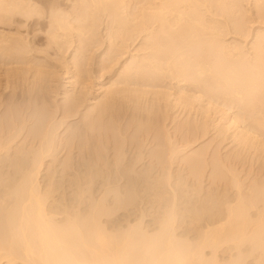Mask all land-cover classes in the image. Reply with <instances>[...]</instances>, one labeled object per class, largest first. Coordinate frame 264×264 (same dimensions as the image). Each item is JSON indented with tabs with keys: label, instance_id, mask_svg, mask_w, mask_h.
Wrapping results in <instances>:
<instances>
[{
	"label": "rangeland",
	"instance_id": "rangeland-1",
	"mask_svg": "<svg viewBox=\"0 0 264 264\" xmlns=\"http://www.w3.org/2000/svg\"><path fill=\"white\" fill-rule=\"evenodd\" d=\"M0 1L6 2V4L11 3L9 5L12 6L11 9H14V11L12 10V12L11 9H8L10 10L9 12H11L10 17L12 19L10 17H6V19L4 20L3 15L0 17L1 18L0 21H2V18L4 20V23H2L3 21L0 22L1 37L6 36L5 38H9V35L11 37L13 35L12 38L16 39L19 36L20 40L23 42V43L21 42L22 44L20 43V45H22V47L25 46L27 48L26 49L24 47L22 49V51L25 49L24 55L25 56L27 55L26 57L24 55L22 56L23 54L22 51H21L22 54L19 52L21 49L18 51L19 53H15L16 51L12 53L11 51L10 54H14L11 55V57L12 58L13 56L15 57L13 58V60L15 59L14 60L15 62L12 61L10 68L7 65V63L10 65V62L8 61L4 62V60H2V57L0 56L1 58L0 63L1 65L3 64V67L0 65L1 66L0 93L1 94L3 93L2 95L0 94V103L2 102L1 104H3V106L1 105L2 107L0 109V115L3 113V111L8 110L7 108H10V104H12L11 105L12 108H13V104H14V108L16 106L19 109L30 107L28 111L35 112L34 113L35 114L34 116L36 117L34 118L35 120H37V116L39 120L40 117L43 118L44 115L46 114L45 118L48 117L47 119L49 120L47 121H50V125H52L51 127L54 126L57 127V128L54 127L55 135L57 136L56 139H58L59 141L61 140L63 141V143H65L66 140L70 141V139L73 136H78L75 138L76 140L74 141L75 142L77 141L76 143L80 144V142L84 141L83 136L84 137L87 136L85 131H83L86 130V127L84 128V126H86L87 124L84 125V123H86L87 121H84L85 118L83 119V117L84 115L87 114L88 109L98 104L107 105L109 111L107 114L112 116V117L108 116L110 117V119L106 120L107 124L105 123L106 125H108V128H110L108 130L109 133H111L110 141L112 142L113 140L112 144L118 143L119 146L125 144L129 149V155L134 154V153L130 154V152L132 151V149L129 148L130 143L134 145V149H135L137 144H139L138 142H140L141 137L142 136L145 137L147 135L148 136L147 140L145 137L146 143L144 142L145 144L143 146L145 152L144 156L147 154L146 151L148 152V150L150 149L151 150L149 152L159 151L160 154L163 155L164 160L166 159L165 162L169 160L166 162L167 165L166 163H164L163 165L164 167H166L165 170L168 169L167 167H170L169 171L171 172V175H174V171L178 169L177 166H179V164H180L179 167L181 168V166L184 164L183 162L184 159L187 160L191 159L193 161L195 156H197L199 159L202 160L209 159L207 161L205 160L209 165L207 166L208 169L206 170L205 174H208L209 170H210L209 174L212 171V169L214 170L216 162H219L216 163L217 165L216 168L218 167V164L221 165L220 163L223 162L222 163L223 166L221 165L223 168L219 166L218 168L219 170L218 169L217 170L220 171L222 176L226 175L228 179L229 178L231 179L232 177L231 179L232 181L230 182H229L230 179L226 181L227 180L226 176H225L226 180L223 181H225L228 185L230 183L231 186L233 184L239 183L241 189L239 188V185L236 184L237 188L236 185L235 188H233V186L230 187L227 185L226 188L228 189L230 187L231 189L229 188L230 189L229 192L227 190L228 193L225 190L226 194L223 193L224 191L221 192L220 189L219 191L217 190L218 193H216L215 190L211 191L212 195H214L215 197L214 200L219 198L218 200H216L217 202L216 203L213 200L214 197L212 195L209 196L215 202V205L214 203L213 205L212 203H210L213 202L212 200H210L209 203H207L208 200L207 201L204 200V198H208V197L202 196L203 195L202 190H201V194L197 193L196 188H194L195 190L193 188H189L184 183L183 184L180 183L179 186H177V188H179L178 191L176 192L174 191L177 196V197L175 196V199H178V201L174 199L176 201V204L178 203V206L175 204V207L176 206L177 207L174 208V211L176 213L174 214L176 215L174 216L175 218L174 224L175 226H177L178 223H179L178 226L182 225L180 226L182 228L177 229V232L178 233L181 232L180 235L184 234V236L182 235L180 236L178 234L180 237L183 238H180L179 236L178 237L184 241H186V239L189 238H193V239L196 238L195 236L197 233L193 229H190V231H188L189 228L193 227V225L191 224H194L193 222L195 221L191 219L193 218L191 212L187 213L184 211L188 208L192 209L194 207L192 204H190L191 200H193L195 204L198 199H199L198 201H202V202L205 201L207 205L212 206L211 207L212 210L209 207L211 213L212 212L218 213L220 211L219 209H224L223 208L225 207L224 196L228 194L226 198H228L230 195H231L230 197L232 196L235 197V195H237L235 192L237 191L236 189H238L239 191L240 190L245 191V193L247 192V194L248 193L250 194L251 191H253L255 193L253 197L254 200L257 198L255 200L256 202L258 201L261 202L262 200H264L263 198L264 197V134H261V132L264 133V127L262 128L259 127L261 126V124L264 125V90L259 93L258 100L256 101L249 103V101L245 97L243 98V100L240 101L237 99V97L228 95L227 90L221 87L220 84L216 83L211 78V74L208 73L207 70L204 69L200 70V66H198L197 64L198 61L199 62L201 61V63H203L204 60L203 61L201 60L203 58L206 61V62L204 61L205 63H210V61L214 56L212 54L211 55L213 57H211V55L210 56L208 55V57L205 58L204 56L210 52L213 51L216 52L215 50L217 45L227 46L224 50H226L225 52L230 59L231 57L233 59H238V57L242 53V55L247 57L251 62L252 60L255 61L256 59L255 57L258 56L262 58L261 63L262 62L264 63V49H263L264 46L263 48L262 45L260 46V44L264 43L263 42L264 0H220L219 2L213 3V6L212 5L210 6L207 2H205V0H193L194 5L197 7L199 11V14L203 15L204 22L201 21V24H198L199 23L198 21L191 22L192 26L196 23L198 25L196 24L197 28L193 29L192 32L193 36L190 37L189 42L187 43L183 42L184 40L181 41V39H179V37L177 36L176 38H174L175 41L180 43V47H183L182 50L185 51L189 50L190 54L188 55L187 52L185 53L184 51L181 50V52H184L188 56L183 54L184 56L182 55L183 57L182 56L180 58L178 57L179 59L178 58L174 59V57H172L170 58V60L166 61L167 63L165 61H162V63L165 62V64L163 63V67L161 66L162 67L161 71L160 69L157 70L158 73V74L156 73L157 75L154 74V76L157 77L156 79H149L151 77L149 76L148 78V75L144 76L145 73H141V72L139 73V71L137 72L135 71L137 67L138 69L140 68L139 66L141 64L144 66V64L146 63L144 60L145 58L148 59L149 57L154 58L155 56L153 57V54L159 55V51L163 52L161 53V55L164 53L169 54L170 51L169 49L172 48H170L168 45H163V41L166 42L167 40L171 39L172 36L169 37L170 34L174 35L173 37H175V34L165 33L166 29L169 28V26L167 27L165 26L167 24V21H170L168 22L169 25L170 23L172 26L175 24L174 27L172 28L170 26L168 32L174 31L173 33H175L176 29H178V26L187 20V19L180 20L181 23L177 22L176 19L178 18L176 17V13H174L173 15H171L170 13H165L166 16L163 17L164 18L163 23L166 24L163 26L159 24L161 21L156 22V19L155 21L153 20L155 16L154 17L151 16L152 18L150 17V19L152 21H150V19L148 18L150 22L147 23L145 21L144 24L147 25L144 26L143 28L142 22H144L143 21L144 19L142 20V18H144L146 13H147L146 16L148 17V13L151 11L149 10V5L145 3V0H122L123 2L121 0L120 1L118 0L117 1L118 3L122 2L121 4L120 3L118 4L116 0H111L113 3L109 2V0H106V2L110 3L111 5L114 4L113 6H110V4L107 5V7L108 6L110 7L109 9L106 7V5H104L105 0H101L100 1L101 3L99 2V0L96 1L99 2L97 4L100 5L103 4V6L107 10L102 9L103 6L100 5L99 6L97 5L98 7H100V9L99 8L97 9L95 5L96 2H94L95 0L94 1L91 0H24V1L0 0ZM114 1L116 4L114 3ZM3 2L0 3H2V6L6 7V4L3 5ZM234 2H236V4H234ZM16 3L18 4L17 5L18 6L17 8L19 9V10L17 9L18 11L16 10V7H14ZM114 6L117 8L119 7L117 9L118 11L117 10L115 11L119 13V17L118 16L117 17L120 20L112 16L114 15L113 13H110L111 9ZM21 11H23L24 14L20 13ZM0 13L3 14L2 11ZM142 13L144 16H142ZM8 18L11 19V22H9L10 20ZM165 19H167L166 22ZM116 20L118 23H114L116 22ZM122 20L124 21V23L126 22L127 24L123 23L124 26L123 24L120 25L119 22L121 21L122 23ZM205 20L207 21V25ZM238 20L239 22H237ZM6 21L8 22L5 23ZM136 23L140 24L137 27V31L135 30L136 27L133 26L136 25ZM176 23H179V25H177ZM236 23L240 25V26L238 25L240 27L239 30L238 27H236V29L234 28L236 26ZM118 24L119 26H117ZM125 25H127L126 28ZM159 25L163 29H160ZM164 27H166V29H164ZM159 29L161 31H157ZM163 31L164 33H162ZM213 37L216 39L217 45L216 46L213 45L210 50L209 48L210 45L208 42L210 39L215 41ZM159 38L161 39V41L163 39V41L161 42ZM3 43H4L3 41L2 43L0 42V45L2 44L1 46H3L4 45ZM195 44H198L197 45L198 47H193L195 46ZM236 46H238V48L240 49L235 50V48H237ZM258 48H260V51ZM208 50H210V52H208ZM3 52L4 50L0 48V55L3 54ZM10 54L5 53L4 55L7 56ZM20 56H22V58H19ZM21 59H24L25 62H21L22 61ZM155 59H151V60H153L154 62ZM131 61L133 63L132 65H131ZM137 61L138 62L141 61L142 63L140 64V62L138 63ZM146 61L148 60L146 59ZM155 62L157 64V59ZM13 63H15L16 65ZM136 64H138L137 67H135ZM6 67L7 69H5ZM127 72L129 73L126 74ZM134 72L137 74H135ZM139 74H142L141 76L142 78L140 77ZM192 77H197V78L199 77L200 79L199 78L198 79L201 80L202 82L201 83L198 82V84L192 82L191 79ZM152 78H154L153 75ZM64 102H68L67 104H69L70 102L71 105L75 104L78 108L77 114L71 117V119L70 117L67 119L63 118L62 109L66 104V103L64 104ZM38 110L40 113L37 112ZM113 110L116 112H114ZM18 113H20V111H17V114ZM114 114H116V116ZM108 120L112 124V126H109L110 124H108L109 123L107 122ZM117 123H118V128H116ZM152 123L154 124L152 125ZM105 124L103 123L102 126L103 128L107 127ZM139 125L141 127H139ZM158 125L160 126V128H158ZM153 127L155 128V130ZM156 127L157 129H159L160 132L156 131ZM96 128L98 131V129L101 128V126H98ZM115 128L117 129V132H115L116 130ZM118 130L120 132H118ZM153 131H155V134L156 132L157 134L159 132V134L153 136L154 135ZM22 132L24 133L25 130H23ZM23 133L18 137V140L20 141L23 140L22 138ZM139 135H140V139H138ZM152 137L153 138L155 137L154 140ZM61 138H63V140ZM77 138H82V139H77ZM134 139H135V143H133ZM150 140L153 143L151 142L150 144ZM92 141L93 139L90 140V142ZM158 141H162L163 144L159 143ZM125 145H122V150L126 148ZM133 145H131V147H133ZM156 145L157 147H159L158 149H156L157 148ZM174 147L177 149V151ZM74 149L75 148H73L72 150ZM77 149L78 148L76 147V149L74 150V156L79 157V154H77L79 151ZM134 149L133 151L136 152L138 151V148H136L137 150ZM64 151L61 152L58 158L62 159L63 157H65L66 151L65 152ZM71 152L73 154V151ZM140 152L141 151L137 153ZM170 152L173 154H171ZM148 154L146 155V157L148 156ZM199 154L203 156L201 157ZM215 154L218 155L217 159H215L216 158ZM197 157L195 158L198 159ZM222 159L224 160L222 161ZM210 161L213 162L211 167H210V163H211ZM225 161L226 163H224ZM168 164L170 165L168 166ZM185 166L186 165L184 164L183 168ZM216 168H215V172H216ZM231 169L233 170L231 171ZM183 172L184 171H182L181 173L184 174L185 172L184 173ZM101 173L103 172H100L99 175H101ZM176 173L177 172H175V176H177ZM164 174L165 176H163ZM166 174L167 171H165L161 177V180L163 179L162 181L164 182L161 183L163 186L160 184L158 188L150 187L147 188L148 190L137 188L134 191L136 194L135 193L132 194L133 193L132 188L128 189V191L132 190L131 191L132 193L130 192L129 193L130 195L131 194L134 195L133 201L137 202V204L139 203V205L141 206L137 208V206L139 205L134 204L135 202H133L134 205L133 204L127 205L128 208H126V210L128 211L129 207L136 208L138 211L135 210V212L140 213V209H141V213H142V214H137L134 212L136 214V215L133 214L134 217L136 218L137 215L138 217L136 218L137 221L135 220L136 222L134 220L132 221V224L134 222L135 224L140 222L139 224L142 226V230L148 231L149 233L155 232L154 228L156 229L157 227L156 224H158V219L159 217H162L161 215L162 213L164 214V210L166 208L164 206L167 204L168 205L171 204L170 202L172 201L171 193L174 192L171 183L174 181V178L165 180V178L167 177ZM235 176H237L236 178L238 180L235 178ZM188 178L191 179V177ZM168 181L170 182L168 183ZM203 185L205 186L204 183ZM203 185L202 187H204ZM250 188L251 190H249ZM191 189H193L194 192ZM255 190L257 191V193ZM242 191L241 193H243ZM232 193L234 195H232ZM216 194H217V198H216ZM70 195H72V197H75L74 200L76 201H74V203L76 204L77 203V198L75 196L76 194L74 195V193L73 194L70 193ZM86 195L87 194H85V196ZM140 196L143 198L141 199ZM245 197H247V195H245ZM186 200H189L190 203L187 201L188 202L187 204ZM89 201L90 200L89 199L87 200L86 198V202ZM198 201L195 206L197 208L199 207L198 204L200 205V202L198 203ZM202 202L200 208L203 207L202 205L205 206L204 204L205 202L204 203ZM179 203H181L180 206ZM82 204L79 205L81 208L82 207L84 208V206L86 207V204L83 205ZM259 204H260L259 206H261L262 202ZM135 205L137 206L135 207ZM141 207L142 208L144 207L143 210ZM126 210L121 209L120 213L122 212L127 213ZM142 216L145 219H143ZM130 217H132L130 218V220L134 219L131 213H130ZM140 217L144 221H142ZM140 220L142 221V223ZM155 220H157L156 223ZM188 220L190 222L191 221L193 222L190 224ZM186 223L187 225H185ZM189 225L191 226L189 227ZM148 226L150 228H148ZM183 227H186L185 231L190 232V234L186 233L187 234L186 235L184 232H182ZM185 236L188 237L186 238ZM245 243L247 244V242ZM243 248H245V246ZM248 251L249 250L245 252L247 253ZM255 252L254 253L252 252L254 254L253 255L251 251H249L248 253L252 255H248L247 257L246 255L248 253L243 254L242 259H244V264H248V263L254 264V262L256 264L259 263L261 264V262L259 261H258L259 263H257L256 260L254 261V259H256L254 258V256L256 257L257 253L259 254V252L257 253ZM218 253H217L218 254L217 258L220 261L218 262L220 264L228 263L229 261L228 259L230 258L229 256L231 255L232 257L233 254V252L232 254L229 252V256H228V251L226 252L222 251ZM2 259H0V264H8V263L22 264L21 263L22 260H20V258L11 261L7 257L2 256Z\"/></svg>",
	"mask_w": 264,
	"mask_h": 264
},
{
	"label": "bare ground",
	"instance_id": "bare-ground-1",
	"mask_svg": "<svg viewBox=\"0 0 264 264\" xmlns=\"http://www.w3.org/2000/svg\"><path fill=\"white\" fill-rule=\"evenodd\" d=\"M91 1H94V0H91ZM96 1L98 0H95L94 2ZM100 1L101 0H99V2ZM117 1L118 0H116V2ZM219 1L220 0H205V2H207L210 6L211 5L213 6V3L219 2ZM0 2H3V1H0ZM99 2L95 3L97 9L98 8L100 9V7H98L100 4H97ZM105 2L106 0L104 1V5H106L107 7V5H109L110 3L106 2L107 3L106 4ZM109 2L113 3L111 0H109ZM122 2H119V3L121 4ZM145 3L149 5V10L151 11L148 13V17L146 16L147 13L145 14V16L142 13V16H144V18H142V20L144 19L143 20L144 22H142L141 20L143 28L144 26L147 25V24H144L145 21L147 23L152 21L150 19L151 16L152 17L155 16L153 19L154 21L155 19H156V22L161 21L159 23L161 26L165 25L166 23H163L164 21L163 17L166 16L165 13H170L171 15L176 13V17L178 19L176 18L175 19L179 23H181L180 20L187 19L184 23H181L180 25L179 23H176L179 26H178V29H176L175 33H173L174 31L168 32V29L170 28V26L172 28L174 27L175 24L172 26L170 23L169 25L168 22L170 21H167V19H165V22L167 21V24H168V25L166 24L165 26L166 27L169 26L168 29L164 27V29H166L165 33L175 34V37H173L174 35L170 34L169 37L172 36L173 39L171 38L167 41L165 40L166 42H164L162 39L163 45H168L170 48H172V49H169L170 51L168 50L169 54L164 53L161 55V53L163 52L159 51V55L153 54V57L155 56L154 58H150V57L149 59L145 58L144 60L146 63L145 64L143 63L144 66L141 64L142 62L139 61L141 64L139 66L140 67L139 69L137 67L138 64H136L135 67L137 68L135 72L139 71V73L140 72L145 73L144 76L148 75V78L150 76L151 78L149 79H156L157 77H155L154 74L157 75L158 74L157 70L159 69L161 71L163 67V63L165 64V62L170 60V58L172 57H174L175 59L178 57L180 58L183 54L187 55L185 54L186 52L188 53V55L190 54L189 50L188 51L182 50L183 47H180V43L175 41L174 38H176L177 36L179 37V39H181V41L184 40L183 42H186V43L189 42L190 37L193 36V33H192L193 29L197 28V25L201 24V21L204 22L203 21L204 19H203V15L199 14V11L197 7L194 5L193 0H145ZM0 4H1L0 10L3 13V14L0 13V17L3 15V18L5 20L6 17L11 16L10 14L12 10L14 11V9H11L12 6L9 5L11 3L6 4V2H3V5L6 4L7 8L5 6H2V3ZM234 4H236V2H234ZM7 5H9L10 7ZM17 5H18L17 3L16 5H14V7H16V10L18 9ZM113 5L110 4V6H113ZM100 6H103V4ZM3 7H5L6 9ZM114 7L112 8L114 10L111 9L110 13H113L114 15L112 14L111 15L118 19L119 13L116 12L115 10H117L119 7L118 8L117 7L114 8ZM107 8L109 9L110 7L108 6ZM8 9H11V12H9L10 10ZM102 9H106V8L103 6ZM20 13H23V11H21ZM145 17L147 18V20ZM3 18H2L3 22L0 21L2 23H4ZM10 18H8L10 20L9 22H11V19H12ZM148 18L150 19V21ZM195 21L196 22L198 21L199 23L198 24L196 23L197 25L193 23L194 25L192 26L191 22H195ZM7 22L8 21H6L5 23ZM237 22H239V20ZM114 23H118L117 20ZM119 23L121 25L124 23V21L122 20V23L121 21ZM124 24H127V23L125 22ZM139 25L140 24H137V23L136 25H133L134 27H136L135 28L136 31ZM206 25H207V21H206ZM238 25L239 24L236 23V26L234 28L236 29V27H238V30H239L240 25L239 26ZM117 26H119V24ZM126 26L127 25H125V28ZM161 26L159 28L163 29ZM160 29L157 31H161ZM162 33H164V31ZM5 37L4 36L1 37L0 35V42L1 43L2 41L4 42L3 43L4 45L1 46L2 45L1 44L0 48L4 50V52L6 51L5 52L6 54H10L11 51L12 53L16 51L15 53L20 52L21 54L23 52L22 54L23 56L25 49L23 51L22 49L25 46L22 47V45H20V43L22 42L20 40V37L18 36V38L16 39L12 38L13 35L12 37L9 35V38H5ZM159 40L161 41L160 38ZM208 43L210 45L209 47L210 50L213 45L214 46L217 45L216 39L215 41L210 39ZM263 44H260V46L262 45V48L264 46ZM197 45L198 44H195V46L193 47H198ZM226 47L227 46L217 45L216 50H215L216 52L214 51L210 52V50H208V52L210 53H208L204 57L206 58L208 57V55L210 56L211 54L214 57L211 55V57L213 58L210 61V63H205L206 61L204 58L201 60L202 61L204 60L205 62L203 61V63H201V61L200 62L198 61L197 64L198 66H200V70H203V69L207 70V72L211 74V78L216 83L220 84L221 87L227 90L228 95L237 97V99L240 101L243 100V98L245 97L249 101V103L258 100L259 93L264 90V63L263 62L261 63L262 58L258 56L256 57L254 56L256 59L255 61L252 60L251 62L247 57L243 56L241 53L238 59H233L232 57L230 59L225 52L226 50H224ZM236 47L237 48H235V50L240 49L238 48V46ZM258 49L260 51V48ZM181 50L184 51L185 53L181 52ZM223 50L225 53L223 52ZM4 52L0 56L2 57V60H4V62L5 61L10 62V65L6 62L10 68L12 61L15 60V59L13 60V58H15L14 56L13 58L11 57V55H14V54L7 55L9 56L7 57L4 55L5 54ZM29 52H30V49H29ZM22 56H20L19 58H22ZM155 58L157 59V64L155 62L156 61ZM146 59L148 61H146ZM151 59H155L154 62L156 65ZM21 60H22L21 62H25L24 59H21ZM149 60H151L153 63ZM132 61H131V65L134 63V61L133 63ZM162 61H165V62L162 63ZM1 66L3 67V64ZM5 69H7V67ZM129 72H127L126 74H128ZM139 75L140 77L142 76V74H139ZM152 75L154 78H152ZM198 78L192 77L191 78L192 82H195L197 84L198 82L201 83L202 81L199 80L200 78L199 79ZM75 82H78V81H75ZM150 83H151V80H150ZM1 103H0V109L3 106V104ZM67 103L68 102H64L65 105L64 107L62 106L63 107L62 109L63 118L67 119L70 117L71 119V117L77 114L78 108L75 104L71 105L70 102L69 104ZM11 105L12 104H10V108H7L8 110L3 111V113L0 115V256H1L0 259H2V256L7 257L11 261L17 258H20V260H22L21 262L22 264H220L218 263L220 261L217 258V255L219 254L218 252L228 251V256H229V252L231 254L233 252L232 257L230 255L229 256L230 258L228 259L230 262L228 261V263H222V264H244V259H242L243 254H247L249 251H251V253L252 252L254 253L255 251H257L259 252V254L255 252L257 253L256 254L257 256L256 257L254 256V258H256L254 259V261L256 260L257 263L261 262V264H264V204H263L264 200L261 201L262 205L259 206L260 205L259 203L261 202L259 201L256 202L255 200L257 198L254 200L253 197L255 193L253 191H251L250 194L248 193L250 195L249 196L247 192L245 193V191H242V190L239 191L238 189H236L237 191L235 192L237 195H235V197L234 196L230 197L231 196L230 195L228 198H226L228 194L224 196L226 198V199L224 198L225 207H223L224 209H219L220 211L218 213L217 212L211 213L210 209L212 210L211 208L212 206L207 205V203H209L210 200H212V198L209 197L212 195L211 191L215 190V192L218 193L217 190L219 191L220 189L221 192L224 191L223 193H225V190L226 192L227 190L229 192V190L231 189L230 187L233 186V188H235L236 184L239 185V188L241 189V186L239 183L233 184L231 186L229 182L232 181L231 180L232 177L231 179L229 178L230 179L229 180L227 176L225 175L227 178L226 180L225 176L224 175L222 176L220 171H218L219 166H221L223 162L220 163L221 165L218 164L217 168H216L217 166L216 163H219V162H216V163L214 162L215 163V167L213 166L214 170L210 168L212 169L210 174H209L210 170L208 171V174H205L206 170L208 169L207 166H209L206 161L209 159L202 160V159H199L197 156H195L198 159L194 157L193 161L191 159L190 160L184 159L183 162L186 166L183 168V165H184L183 164L180 168L179 167L180 164H179V166H177L178 169L176 168L177 170L174 171V175H171V172L169 171L170 167H167L168 169L165 170L166 167H164L163 165L169 160L165 162L166 159L164 160L163 155L160 154L159 151L149 152L151 150L149 148L150 149L148 150L149 154L146 151L148 156L146 157L147 154L144 156L145 152H144L143 146L146 143L145 137L147 140V137H148L147 135L145 137L142 136L140 139V135H141V132H140V135L138 138L140 139V142H138L139 144H137V146L135 144L136 148H138L137 152L141 151L140 153L133 151L134 145L130 143L129 148L132 149V151L130 150L131 151L130 154L134 153L133 155H129V149L127 148L125 144H122V145H125L126 147L124 150H122V145L119 146L118 143L112 144L113 140L112 142L110 141L111 133H109L108 131L110 128H108V125H106L107 124L106 120L110 119V117L112 116L107 114L109 112L107 105L98 104L88 109L87 114L84 115L83 117V119L85 118L84 121H87L86 123H84V125L87 124L86 126H84V128L86 127V130H83L85 131L87 136L85 137L83 136L84 141L82 140L83 142H80V144L79 143L77 144L76 143L77 141L76 142L74 141L76 140L75 138L78 136L72 135L73 137L70 139V141L66 140L65 143H63V141L61 140L59 141L58 139H56L57 136L55 135V128L57 127H55L54 125L53 126L55 128L51 127L52 125H50V121H47L49 120L47 119L48 117L46 116L47 118H45L46 114L44 115L43 118L40 117L43 115H40L39 120L37 116V120H35L34 119L36 118L34 116L35 112L28 111L30 107L19 109L16 106L14 108V104H13V108H14L13 109ZM17 111H20V113L17 114ZM37 112H39V110ZM114 115L116 116V114ZM107 122H109V120ZM103 123L104 124L106 123L105 125L107 127L103 128L102 127ZM154 123H152V125ZM108 124H110L109 126H112L110 122ZM98 126H101V128H99L97 131L96 127ZM139 127L141 126L139 125ZM259 127L262 128L264 127V125L261 124V126ZM116 128H118V123H117ZM158 128H160L159 125H158ZM152 129H151V132H152ZM23 130H25L24 133L22 132ZM119 130L118 132H120ZM156 131H159L157 127H156ZM115 132H117V129L115 130ZM153 132H154L153 136H155V135H158L160 131L158 132V134L157 132L155 134V131ZM22 133H23L22 135L23 140L20 141L18 140V137ZM136 133H137V130H136ZM261 134H264V133L261 132ZM115 136H116V133H115ZM61 139L63 140V138ZM77 139H82V138H77ZM92 139L93 141L90 142V140ZM151 140H150V144L152 142ZM133 141L131 142L135 143V139ZM158 142L162 143V141H158ZM131 145H133V147H131ZM76 147L78 148L77 150L79 151L77 153L79 154V157L74 156V150L76 149ZM73 148L75 149L72 150ZM158 148L159 147H157L156 149ZM64 150L66 151L65 153L66 155L64 154L65 157H63L62 159L58 158L61 152ZM71 151H73V154ZM215 155H216L215 159H217L218 155L217 154ZM211 160H212V157H211ZM223 160L224 159H222V161ZM210 162H211L210 163V167H211L213 162L212 161ZM224 163H226V161ZM169 165L170 164H168V166ZM215 168H216V172H215ZM232 170L233 169H231V171ZM165 171H167V174H166L167 177L165 178V180L174 178V181L172 182L173 184L171 183L173 192L178 191L179 188H177V186H179L180 183L181 184L184 183L189 188H193V189L196 188L197 193L201 194V190H202L203 191L202 196L210 198L208 199V198L203 197L205 201L208 200L207 203L205 201L204 203L202 201H198L199 199L198 200L196 199L198 203L200 202V205H201V202L205 204V206L202 205L203 206L202 208H200L201 206L199 204H198L199 206L198 208L195 207L197 204L196 200H195L196 204L191 199H190L191 203L189 202V200H186V202L188 201L190 204H192L195 207L194 208L191 205L193 208L192 209L188 208L189 210L186 209L187 206L186 208H184L186 209L184 210L185 212L192 213L193 218L191 219L195 221V222L193 221L190 222L188 220L190 224L192 222L194 223V224H191L193 225V227L189 228L188 231H190V229H193L194 231L197 232L195 236L196 238L194 239L189 238V239H186V241L181 240L180 238H183V237H180V236L181 235L184 236V234L180 235L181 232L180 233L177 232V229L182 228L180 227L182 225L178 226L179 224L178 223L177 226H175L174 224V220H175L174 216H176L174 215L176 214L174 211V208L178 206V203L176 204V201H175V200L178 201V199H175V196H176L175 192L171 193L172 195L174 194L173 196L170 194L172 197V199L170 197V199L172 200L170 202L171 204L169 205L167 204L164 206L166 207L164 210V214L162 213L161 214L162 217H159L158 224H156L157 227L156 229L154 228L155 232L153 233H149L148 231L142 230V226L139 224L140 222L135 224V222L137 221L136 218L138 217V215L135 218L133 214L137 213L135 212V210H137L136 208L129 207L128 211L126 210V208H128L127 205H131L133 204V202H135L133 201L134 195H132L135 193L134 192L135 189L137 188L147 189L150 187L158 188V186L161 183H164L162 181L163 179L161 180V177ZM182 171H184L185 173L183 172L184 174H182L181 173ZM100 172H103V173L99 175ZM175 172H177L176 173L177 176H175ZM130 173H133L135 175L130 174ZM163 176H165V174ZM188 177H191V179ZM236 177L237 176H235V178ZM223 180H226V181L229 180L228 182L229 185ZM221 181H223L224 183ZM169 182L170 181H168V183ZM203 183L205 184V186L203 185ZM202 185L204 187H202ZM227 185L230 186L229 187L230 189L226 188ZM237 185H236V188H237ZM130 188L133 189V193L131 192L132 190L128 191V189ZM193 189L191 190L193 191ZM249 190H251V188ZM241 191L245 195H247V197H245V195L241 193ZM129 192L132 194L130 195ZM70 193L71 194L74 193V195L76 194L75 195L77 198L76 204L74 203V201H76L74 200L75 197H72ZM233 193L232 195H234ZM77 194H78V197H77ZM85 194L87 195L85 196ZM69 195L72 198H70ZM212 196L214 197V195ZM86 198L87 200L89 199L90 201L86 202ZM142 198L143 197H141V199ZM216 198H217V194H216ZM214 199L215 197L213 198V200ZM216 200L214 201L216 202ZM214 201L210 203H212V205L214 203L215 205ZM82 203L86 204V207L84 206V208L83 207L81 208L79 205H81ZM134 204H137V202H135ZM175 204L177 205L176 207H175ZM180 204L181 203H179V206ZM137 205H139V203ZM137 205H135V207ZM140 206L141 205L137 206V208ZM121 209L126 210L127 213H123V212L120 213ZM130 213L132 214L134 218L132 220H130V218H132L130 217ZM137 214H142L141 209H140V213H137ZM143 219L142 221H144ZM133 220L134 221L136 220V221L132 224ZM156 221L157 220H155V223ZM185 225H187V223ZM191 225H189V227ZM148 228L150 227L148 226ZM183 230L182 232H184L185 234L186 233L190 234V232L185 231L186 227H183ZM245 242H247V244ZM243 245L245 246L246 250L245 248H243L244 247ZM247 250L249 251L246 253L245 251ZM252 254L248 253L246 257ZM239 255L241 258L239 257ZM254 264L256 263L254 262Z\"/></svg>",
	"mask_w": 264,
	"mask_h": 264
}]
</instances>
